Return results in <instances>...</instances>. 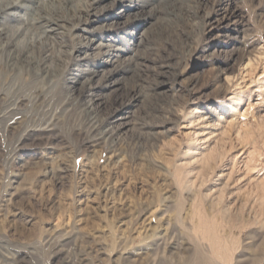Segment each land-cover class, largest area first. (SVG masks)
<instances>
[{"label":"rangeland","instance_id":"374dc122","mask_svg":"<svg viewBox=\"0 0 264 264\" xmlns=\"http://www.w3.org/2000/svg\"><path fill=\"white\" fill-rule=\"evenodd\" d=\"M0 264H264V0H0Z\"/></svg>","mask_w":264,"mask_h":264},{"label":"bare ground","instance_id":"6f19581e","mask_svg":"<svg viewBox=\"0 0 264 264\" xmlns=\"http://www.w3.org/2000/svg\"><path fill=\"white\" fill-rule=\"evenodd\" d=\"M208 138V137H207ZM188 153V151H185V154H187Z\"/></svg>","mask_w":264,"mask_h":264}]
</instances>
